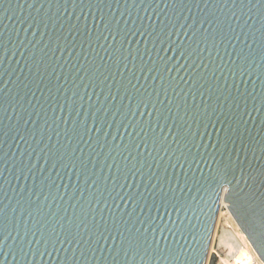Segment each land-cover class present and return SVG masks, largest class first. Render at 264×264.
Segmentation results:
<instances>
[{
    "label": "water",
    "instance_id": "95a60500",
    "mask_svg": "<svg viewBox=\"0 0 264 264\" xmlns=\"http://www.w3.org/2000/svg\"><path fill=\"white\" fill-rule=\"evenodd\" d=\"M252 193L264 0H0V264H208Z\"/></svg>",
    "mask_w": 264,
    "mask_h": 264
},
{
    "label": "snow or ice",
    "instance_id": "6c2138e0",
    "mask_svg": "<svg viewBox=\"0 0 264 264\" xmlns=\"http://www.w3.org/2000/svg\"><path fill=\"white\" fill-rule=\"evenodd\" d=\"M226 176V173H224ZM230 183V182H229ZM229 196L234 194L230 189H225ZM234 206L239 205L241 213L238 219H242L244 231L251 239L252 248H244L239 251L238 255L232 260L231 264H264V195L257 198L255 193L248 194L244 197L235 196ZM207 257L208 264H218V254L215 249L211 253H204ZM224 264H228L227 261Z\"/></svg>",
    "mask_w": 264,
    "mask_h": 264
},
{
    "label": "rangeland",
    "instance_id": "374dc122",
    "mask_svg": "<svg viewBox=\"0 0 264 264\" xmlns=\"http://www.w3.org/2000/svg\"><path fill=\"white\" fill-rule=\"evenodd\" d=\"M228 213H229L228 210L223 205L218 212V217H217V221L215 224L213 237H212V241H211V246H210L211 250L209 251V252H211L213 249H215L216 253L218 255H220L222 258L225 257L223 255V252H219L221 250L222 244L230 243V242L231 243L233 242L232 244H234V242H235V244H239L241 247L245 248V246L243 244H241V242H240L241 238L240 237L237 238L236 236H234L233 233H231V231L226 227V222H229V220L227 218ZM242 239L245 240L246 242H248L243 234H242ZM220 256H218V260H219ZM219 264H220V262H219Z\"/></svg>",
    "mask_w": 264,
    "mask_h": 264
},
{
    "label": "bare ground",
    "instance_id": "6f19581e",
    "mask_svg": "<svg viewBox=\"0 0 264 264\" xmlns=\"http://www.w3.org/2000/svg\"><path fill=\"white\" fill-rule=\"evenodd\" d=\"M223 205L226 207L227 204L224 203L222 200H220V206L222 207ZM226 209H227V207H226ZM232 243L230 242V243L222 244L221 250L219 252H223V255L225 257L222 258L220 255H218V256H220V258L218 260V264H219V262H220V264H224L225 261H227L228 264H231L232 260L238 255L239 251L244 249L239 244H235V242H234V244H232ZM247 244H248L249 248H252V246L249 244V241L247 242Z\"/></svg>",
    "mask_w": 264,
    "mask_h": 264
},
{
    "label": "built area",
    "instance_id": "2783aa9c",
    "mask_svg": "<svg viewBox=\"0 0 264 264\" xmlns=\"http://www.w3.org/2000/svg\"><path fill=\"white\" fill-rule=\"evenodd\" d=\"M227 218H228L229 222H226V227L231 231V233H233L234 236H236L237 238L238 237L241 238L240 242H241V244H243L245 246V248H249L247 242L242 239V232L240 231L238 226L235 224V222L233 221V219H232V217L230 216L229 213H228Z\"/></svg>",
    "mask_w": 264,
    "mask_h": 264
}]
</instances>
